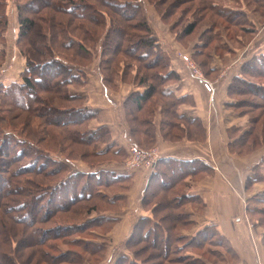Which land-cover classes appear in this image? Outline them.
I'll return each instance as SVG.
<instances>
[{
	"label": "rangeland",
	"instance_id": "1",
	"mask_svg": "<svg viewBox=\"0 0 264 264\" xmlns=\"http://www.w3.org/2000/svg\"><path fill=\"white\" fill-rule=\"evenodd\" d=\"M178 1L130 0L132 4H136L138 7L137 12L133 13L134 18L132 21L146 22L150 35L155 38L158 44L157 49L164 55L161 60L162 63L166 65L168 63L169 68L166 67V69L178 75L176 81L167 77L163 78V85L168 84L166 87L169 88V91L184 98L183 103L177 107V111L195 117L196 120L186 123L176 122L174 118L169 116L164 108L165 105L157 95L144 109L136 108L131 101H128L127 104L130 93L135 90L143 91L140 86H137V83H139L141 73L147 69V66L142 67L140 63L153 59V54L146 52L148 54L146 56L142 46H139L141 50L138 49L139 51L135 55L143 51L144 57L134 56L135 60H133V55L128 57L122 54L116 55V57H119V63L116 65L114 61L111 64L115 67L114 71L111 69L113 71H111L112 76L114 74L115 86H110V88L103 86L100 74L101 64L99 66L100 61L97 59V55V57H92L90 64L82 70L80 75L75 74L77 76L74 78L76 83H70L65 88L70 95L84 97L83 101L61 102V98L53 93L45 94L46 97L54 95L50 99L54 101V104L66 107V110H70L72 105L86 106L87 112L92 115L87 124L70 126H80L85 130L99 125L107 126L111 132L108 135L113 139L111 142L114 145L113 149H123L126 154V157L118 163L116 158L112 156L106 158L90 154L94 147L84 145L83 141H80L82 144L76 141L67 143L64 133L57 127L59 125L57 121H62L57 118L61 113L55 116L52 115L50 121V113L47 110L39 111L38 114H30L14 107L17 105L12 90L16 83L22 82L21 79L27 62L26 56L30 57L33 48L35 49L34 54H37L36 50L42 51L41 59H47L45 56L53 57L56 53L53 54L49 50V46H51L49 44L50 38L41 41L38 30L36 37L34 36L36 39L34 44L32 42L27 43L26 40L18 36V13L19 8H21L19 5L27 4L29 0H0V14L3 18V20L0 19V129L17 132L22 137L32 141L34 146L48 149L49 153L55 155L56 160L64 161L65 156L72 157L71 164L68 165L72 173L84 171L100 175L101 173L104 174V170L112 169L118 174L128 175V178L119 180L118 183H112L108 177H105V174L95 181L91 177H84L83 179L85 181L87 179L88 182L86 186H84V183H80L78 179L76 184L71 187L69 185L64 188L60 187L54 195H50V191L46 190L45 197L41 196L38 199L35 198V200L31 198L34 200L35 205H38V208L34 210V213L28 212V209L26 210L27 200L32 196L34 197L43 185L47 186L49 183L58 182L65 172L48 173L49 168L45 167H41V169H45L39 173L20 172L19 168L25 165L26 160H23L20 156L15 157L14 149L19 146V143L12 145V152L8 155L12 159L7 164L10 166L4 167V163L1 161L0 169L4 172L0 173V176L4 175V178L9 182L6 189L13 187L10 183L13 181V184L18 186V192L4 193L0 196V241L3 242L6 238L12 240L20 264H117L120 256L128 255L129 250L128 252L125 250L127 247L126 241L132 227L142 215L149 217L152 222H157L160 218L159 223L167 227V231L171 232L172 238L170 237V243L167 244V247L163 245L161 240L158 242L159 236L158 239L155 237L157 234L152 235L151 243L142 241L135 244L132 251H134L135 259L140 263L143 256L148 259L146 262L149 264H173L171 260H167L169 258L167 253L169 252L163 256V248L170 252L173 250L171 252L172 256H170L173 260L177 257V252H174L176 251L175 245L179 242L184 245L193 235L192 241L197 242V245L193 242L185 247L180 245L183 255H186L188 260L191 259L194 262L200 260L203 263L207 261L209 264L233 262V259L228 257V253L223 248L224 254L217 253V251H221V248L217 246L215 236L205 239V237L195 235L196 232L194 231L199 226L195 227L193 223L192 225L188 222V220L193 219L194 221H192L198 224L200 219L197 217L200 215H197V213L204 214L207 212V206L203 199L197 197L194 199L186 198L185 200L182 198L183 200H181L178 196V192H180V189L182 192L184 186L183 191L187 193L193 186L207 182L220 168H225L226 163L223 160L227 161V159L223 156L234 161L237 160L242 167L249 169L252 177L255 178V180H252L254 178L250 179V177H247V173L244 175L246 177L245 181L241 182L245 191H259L257 194L242 196L241 207L245 206L242 215H244L245 221H253L260 224L259 228L263 227L264 219L259 215L264 216V200H260L264 198V90L258 88L255 84L264 85V79L245 73L241 70V66L252 55L264 51V0H216L215 3L223 7L224 10L235 12L234 15L239 18V22L235 23L225 17L220 18L219 15L217 17L205 8L203 11H205L206 17L199 20L198 12L194 8L200 0ZM38 4L39 2L35 5ZM85 10L89 11L88 9ZM24 13L30 12L24 9ZM52 13L53 10L49 6L45 7L43 5L37 10H33L32 14L30 13V18L36 19V23L41 25L44 31L50 27L47 20H50ZM236 13H239V15ZM60 15L62 19L65 17L64 21L67 19L71 26L73 22L80 23L81 21L73 15H68V12L65 16H63L64 14ZM193 21L197 22L195 30L186 34L184 27ZM77 28L79 27L77 26ZM132 31L139 34L144 32L142 30ZM43 41L48 52H44ZM129 42L131 41L129 40ZM133 47H136V44ZM60 52L64 57L73 59L74 63L84 62L79 52L77 57L74 55L75 50L73 49H61ZM51 64L54 63L51 62ZM34 70L39 73L43 80L47 78H45V74L49 73V68L45 65L42 67L36 66ZM109 70L110 68L104 71L109 74ZM162 73L164 74V72ZM235 75H243L244 80H241V83L239 81L234 82L232 78ZM46 82L44 80L43 84H46ZM52 82L54 83L51 87L54 88L60 84L55 80H52ZM154 83L158 87L157 79H154ZM204 83H207L210 90L205 88ZM3 90L5 95L2 94ZM37 90L38 94L44 95L39 89ZM167 102H170V100L166 99ZM33 104L37 105L36 103ZM69 113H76L75 109L64 112L62 115ZM77 114L79 115V113ZM78 119H81V116ZM196 122H200L205 131L204 134L199 130L201 128L195 125ZM132 128L134 133L131 132ZM159 128L161 130L164 128L172 130L175 132L173 133L174 137H164ZM55 129H58L59 132H56ZM71 129L75 130L74 128ZM208 129H211L208 139L215 142V145L218 144V147L222 145L224 147L223 150L221 149L223 154L220 155L216 149L214 151L207 148L206 131ZM50 130L54 131L51 132ZM47 131H50V133ZM152 133L155 135L154 141L151 139ZM130 137H133V139L130 140ZM134 138L140 144L136 141L133 142ZM62 139L67 145L62 143ZM84 143L86 142L84 141ZM193 145L196 147H192ZM131 146L139 149L140 156L131 153ZM83 147H85L88 155L81 158L80 154L84 150ZM163 152L167 154L169 152H181L182 155L175 154V156L185 160L197 158L205 164L202 165L205 167L200 168V163L197 162L195 163L198 166L195 168L196 171L186 173L180 183L175 182L170 185L167 183L163 188L159 186V179H156L149 187L147 195H143L146 181L150 173L159 168L160 164L157 163L163 157ZM31 155L34 159L33 154ZM101 159L106 160L94 166L88 164L90 161H102ZM218 159L221 160V163L219 161L220 168L217 165ZM212 164L215 167L217 165L216 169L211 166ZM8 170L11 174L6 173L9 172ZM236 171L238 173L241 171L243 174L245 172L244 169H238L237 167ZM29 183L38 184V187H34ZM182 184L184 185L182 186ZM111 185L114 186L110 187ZM87 188L90 189L92 194L96 191H102L106 196L117 193L122 194L115 197L116 203L113 205L107 204L106 196H102L100 201L95 196L92 197L93 200L83 198L75 202L69 200L72 194L76 196L75 192L77 191L80 193H84L85 189L89 191ZM239 189H242V187ZM152 190L159 191L168 200L171 199L172 203H176L175 207L172 208V212L178 213L176 215L178 217L175 220L173 219V222L177 224L176 228L172 229L171 219L161 218L157 212L152 213L150 208L156 197L150 199L148 205L144 204L146 197L151 198L149 193ZM173 195H177L180 200H176V202ZM155 201H158V199L156 198ZM20 202H24L23 207L13 208V205ZM86 205L93 206L88 208L94 210L93 213L86 215ZM246 208H249V210ZM256 208L258 209L257 212H255ZM250 209H254V211L251 212ZM97 211L98 213H95ZM105 212L117 216V222H103L98 219L99 217L93 221H86L92 216L94 218L97 214ZM187 223L188 225L185 227ZM59 224L62 228L65 226L66 230L61 228L63 232L58 235L56 234L57 231L51 230V228ZM213 227L210 228L213 229ZM44 230H48V236L41 239ZM176 235H179L181 241L177 242L174 238ZM67 239L75 240V243H71ZM104 241L106 245H104ZM84 243L89 245L88 248L92 250L97 248V245H104V250L91 251L83 247ZM3 247L6 248V244ZM10 250H12L11 247ZM62 254L66 255V259L57 260ZM128 257L133 259L130 255ZM224 257L226 259H222ZM123 262L125 263V260Z\"/></svg>",
	"mask_w": 264,
	"mask_h": 264
},
{
	"label": "trees",
	"instance_id": "2",
	"mask_svg": "<svg viewBox=\"0 0 264 264\" xmlns=\"http://www.w3.org/2000/svg\"><path fill=\"white\" fill-rule=\"evenodd\" d=\"M180 1V0H179ZM178 1V2H179ZM37 2H39L38 5ZM216 0H200L199 4L194 8L196 12H198V19L202 20L206 17L205 11L203 9L205 8L206 10H210L215 14L217 17L218 15L220 18H226L229 21H234L239 22V18L235 16V12L233 10L226 11L221 7L219 4L215 3ZM49 6L51 10H53V13L50 17V20H47L48 23H50V27L47 28V30H42L41 25L36 23V19L30 18V13L32 14L33 10H37L43 5ZM25 5V7H24ZM24 5H19V13H18V23H19V30H18V36L20 38H23L24 40L27 41V43L32 42L33 44L36 42V33L37 30L39 31L41 35V41L46 38H50L49 44V50L52 51V53H56V55L53 57H47V59H41L40 57L42 55V51L36 50L37 54H34L35 49H32V52H30V57L26 56V67L25 71L23 72L22 75V82H18L15 84L13 90H12V95L15 98V104L17 108H20L24 110L27 113L30 114H38L39 111L42 110H47L49 111L51 117L49 120L51 121L52 117L55 115L60 114V116H57V118H60L59 120L62 121H57V127L61 129V131L64 133V136L66 138V142L70 141H76L77 143L82 144H87L88 146H93L94 148L92 149V155L100 156V157H115L117 162H121L124 157H126V154L123 149H113L114 145H112V137L110 135V130L108 129L107 126L105 125H99L94 128H85L80 127V126H70L74 124H80L83 126V124H87L89 118L92 117V115L89 114L86 110V106L80 105V106H71L70 110H66V107H63L61 105H56L54 104V101L50 99L54 95L57 97L61 98V102H69V101H74V100H80L83 101L84 97H79L77 95H70L67 91L66 86L70 83L75 84L76 81L74 78H76L77 75H80L82 73V70L86 69L87 66L90 64V61L92 57H97L98 55V60L100 71H101V82L103 86L109 87L110 86H115V79H114V74L112 76V72L114 71L115 67L111 66V64L116 62V65L119 63V57H116V55H124L125 57H128L130 55L132 56V59L135 60L134 56H137L138 58L144 57V52L153 54V59H149L148 61L141 62L140 66L146 65L147 69L141 73V79L139 83H137V86H140L143 91L135 90L132 93H130V96L127 98V104L128 101H131L134 103V106L138 109L140 108H145L146 105L151 102L154 98V96H158L160 100H162L163 104L165 105V110L171 116L176 120V122H191L192 120H196L195 117H190L186 113H179L177 111V107L183 103L184 98L181 96H176L173 94L171 91H169V88L166 87L168 84L163 85L162 79L163 78H168L170 80H178V75L175 74V72H171V70H167L169 68V65L165 63H162V59L164 55L160 53V51L157 49L158 44L155 41V38L150 35V30L146 24L145 21H137L133 20L134 14L137 12L138 7L136 4H132L130 0H29V3L24 4ZM79 6V8H78ZM31 8V9H30ZM33 8V9H32ZM192 8V7H191ZM24 9L29 11L30 13H24ZM85 9H88L91 12L86 11ZM81 10V11H80ZM80 11V13H79ZM85 11V12H84ZM66 12H68V15H73L75 18L81 19L80 23H72V26L69 24V21L65 17H61L60 14H64L65 16ZM134 13V14H133ZM239 15V13H236ZM0 19L3 20L0 14ZM88 21V22H84ZM90 22V23H89ZM199 23V22H198ZM4 23L2 24V26ZM197 22L193 21L192 23H188L186 27H184V32L186 34L192 33L195 28H196ZM77 26L79 28H77ZM137 28V29H135ZM49 30V31H48ZM132 30H142L144 31L142 34L133 32ZM146 32V33H145ZM122 41V42H120ZM118 40V41H117ZM129 40L131 42H129ZM128 41V42H127ZM126 44L124 45V43ZM130 43V44H129ZM132 44V45H131ZM136 47H133L135 46ZM44 45V52H48L46 50V45ZM99 46V47H97ZM139 46H142V50L138 55H135L137 51L141 50L139 49ZM65 49V50H70L73 49L75 50L74 55L77 57L78 52L80 53V57L84 59V62L82 63L81 61H78L79 63H74L73 59H68L67 57H64L60 50ZM139 49V50H138ZM154 49V50H153ZM153 50V52H152ZM155 51V52H154ZM146 53V56L148 55ZM65 54V53H64ZM34 58V59H32ZM113 58H116L115 60ZM34 60V61H31ZM53 62L54 64H51ZM81 62V63H80ZM50 64V65H49ZM163 64V65H162ZM45 65L47 68H49L47 74H45L44 80H46V84H43V79L40 77L39 73L34 70L36 66L42 67ZM155 66V67H154ZM159 66V67H157ZM110 68L108 71L109 75L107 72V69ZM257 68V69H256ZM113 69V71L111 70ZM105 70V71H104ZM214 70V69H212ZM241 70L244 71L245 73L250 74L251 76L255 77H261L264 79V51L252 55L250 59L247 60L246 63H244L241 66ZM112 71V72H111ZM166 71V72H165ZM164 72V74L162 73ZM48 76H50L48 78ZM56 76V77H54ZM243 75H235L233 76L232 79H234V82L244 80ZM154 79H157L158 82V87L154 83ZM52 80H55L57 83H60L57 87H51L54 82ZM50 81V82H49ZM242 82V81H241ZM240 82V83H241ZM170 85V84H169ZM258 88H261L264 90V85L260 84H255ZM41 91V93H44L43 96L38 94V90ZM236 89V88H234ZM3 95L4 90L2 91ZM53 93L54 95H48L46 97L45 94L47 93ZM50 93V94H51ZM166 99H169L170 102L166 103ZM33 100V101H32ZM32 101V102H31ZM36 103L37 105L35 106ZM132 103V104H133ZM78 107V108H77ZM72 109H75L76 113H69L66 115H62L64 112H69ZM80 109V110H77ZM79 113V115L77 114ZM88 113V116H87ZM53 115V116H52ZM66 118L65 120H63ZM198 126L200 131L205 133L202 125L200 122H196L195 124ZM76 127H80L79 129H75ZM89 127V126H88ZM74 128L75 130L71 129ZM56 130V129H55ZM162 135L165 137H174L172 130L169 129H160ZM51 131V130H50ZM50 131H47L50 133ZM52 130L51 132H53ZM58 129L56 130V132ZM59 132V131H58ZM132 133H134L133 128L131 130ZM109 133V135H108ZM2 134V135H1ZM248 134V133H246ZM244 134V135H246ZM51 135V134H50ZM243 137L245 138V136ZM133 136V135H132ZM134 137V136H133ZM133 137H130L129 139L132 140ZM151 139L154 141L155 135L154 133L151 134ZM84 141L86 143H84ZM136 143H139L138 140L134 138V141ZM12 142V143H10ZM62 139V143H66ZM89 142V144H88ZM19 143V146L14 149L15 151V157H21L25 161V165L21 166L19 169L21 170L20 172L22 173H39L40 171L44 170L45 168H49L48 173H59V172H65L62 176V178L53 184L47 185V186H42L41 190L38 193H35L34 197H30L27 200V208L28 212L34 213V210L38 208V205H35V198L38 199L41 196H44V193L46 190L50 191V195H54L57 190H59L60 187H66L69 185L71 187L72 185L76 184V182L79 179V182L84 183V186L87 185V179L86 181L83 179L84 177H91L94 181L97 179H100L102 175L105 174V177H108L112 183H118L117 181L123 180L128 178L127 174H118V172L112 170V169H107L104 170V174L101 173L100 175H96L94 173H89V172H84V171H79L72 173L68 165L71 164L72 157L70 156H65L63 158L64 161H59L56 160L55 155L49 153L50 151L48 149H41L39 147H36L32 144V141H30L27 138L22 137L20 134L17 132H12V131H5V129H0V162L4 163V167H9L10 160L12 159L10 156V152H12V147L16 144ZM67 143L65 145H67ZM105 144V145H103ZM5 145V146H4ZM13 145V146H12ZM25 145V147H24ZM4 146V147H3ZM139 146V145H137ZM68 149V148H67ZM83 151L80 154L81 158L84 156H87L88 153L83 147ZM34 159L32 158V155ZM98 157V158H100ZM74 159V158H73ZM102 161H90L88 164L91 166L96 165L99 162H103L105 160L101 159ZM111 161V160H108ZM199 162L200 163V168H204L205 165L204 163L200 162L197 158L194 159H180L175 156H168V157H162L158 160L157 164L159 165V168L157 170L152 171L146 181V185L144 188V193L143 195H147L149 191V187L151 184L156 180L159 179L158 183L161 188L165 186V184H171V183H180L182 181V178L186 176V173H192L197 168L198 166L195 164ZM95 163V164H93ZM41 167H45L41 169ZM36 168V169H35ZM9 172H6L8 174H11L10 170ZM4 172L3 170L0 169V173ZM118 174V175H116ZM49 175V174H47ZM174 179V181H172ZM115 181V182H114ZM250 181V180H249ZM13 187H9L6 189V186L9 184L8 180L4 178V175L0 176V196L4 193H17L18 192V186L13 184V181L10 182ZM157 183V184H158ZM30 185L34 187H38V184L35 183H29ZM130 184V183H129ZM168 185V186H169ZM184 184H182L183 186ZM114 185H111L110 187H113ZM117 186V185H116ZM166 186V187H168ZM5 187V188H4ZM185 187V186H184ZM183 187V189H184ZM123 188V186H121ZM159 188V189H161ZM165 188V187H164ZM89 191H84V193H80L79 191L75 192V195H71L69 198L70 201L75 202L76 200L80 199H91L93 200V196L98 198V201L102 199V196H106L102 191H96L94 194L90 192V189L87 188ZM178 192V196L181 198V200L187 199H194L197 197L189 196L185 191ZM122 194V193H120ZM120 194H112V196H106L107 198V204L113 205L116 203L115 197L120 196ZM159 191L152 190L150 191L149 195L151 198H145L144 199V204L148 205V201L152 198H157L158 201H155L154 199V204L151 206L152 213L154 214L157 212L158 216L161 218L165 217L168 218L169 220L171 219V227L176 228L177 224L173 222V219L175 220L178 216L177 214L172 212V208L175 207V202L172 203L171 199L168 200L166 196L161 195ZM177 195H173V199L176 201L180 200ZM144 197V196H143ZM31 198H34L31 199ZM183 198V199H182ZM172 199V200H173ZM264 200V198L260 199ZM38 201V200H37ZM96 201V200H95ZM143 201V199H142ZM176 201V202H177ZM191 201V200H190ZM171 202V203H170ZM89 203V202H88ZM24 202H20L16 205H13V208H21L23 207ZM90 206V207H89ZM85 206L87 208L86 215L93 213L94 210H89L88 208H92V205ZM89 210V211H88ZM254 211V210H253ZM162 212V213H161ZM252 212V210H251ZM95 213H98L95 212ZM93 217V216H92ZM88 218L86 221H93L97 217L101 221H109V223H115L117 222V216L111 215L110 212H105L103 214H97V216H94V218ZM159 220L156 222H152V220L149 217H144L143 215L140 216L139 221L132 227L131 232L129 234V237L126 241V249L128 255L132 256L133 259H130L128 255H122L118 258V263L117 264H149L146 262V258H144L142 255V262L140 263L135 259L134 249L135 244L146 241L151 243L150 241L153 238V234L161 242L165 247H167V244L170 243V239L172 238L171 232L167 231V227L165 225H162ZM152 222V223H151ZM190 224H194L192 220H188ZM86 223V222H84ZM158 224V226H157ZM192 224V225H193ZM187 224H185L186 227ZM69 226V225H68ZM78 227V226H76ZM209 225L203 226L201 229H199L195 235L205 237V239L208 238H213L215 236V242H217V239L220 238L219 234L216 232L215 227L211 229ZM60 224L52 227L51 230L57 231L56 234H61L63 232L61 230ZM62 229L66 230V227L64 226ZM48 230H44L43 232V237L41 239H45L48 236ZM34 233V232H33ZM194 236V235H193ZM192 236V237H193ZM171 237V238H170ZM190 237L188 241L182 245L179 241V235H176L174 238H176L177 243L176 246V251L177 252V257L175 259H171L170 256H172L171 252L167 249L163 248V256L166 255L167 253L169 255V258L167 260H171L173 264H206L203 263V261L200 260H195L191 261V259L188 260L186 255H183L182 249L180 245L183 247L187 246L189 243L193 242V244L197 245V242L192 241L193 238ZM10 238V237H9ZM10 240V241H9ZM7 240L4 239L3 243L0 241V264H20L19 260L17 259L18 257L16 256V251L14 243H12V240L9 239ZM106 240V239H105ZM42 241V240H40ZM39 241V242H40ZM67 241L71 243H75V240L67 239ZM12 243V245H11ZM105 243V241H104ZM6 244V248L3 247V245ZM106 245V243L104 244ZM104 245H97V248H94L93 250H100L103 251ZM13 246V247H12ZM89 245H86L84 243L83 247L88 248ZM180 246V247H179ZM10 247L12 250H10ZM178 249V250H177ZM185 249V248H184ZM93 251L92 249H90ZM95 251V252H96ZM132 254H129V253ZM180 253V254H178ZM62 254L60 257L57 258L60 259H66V255ZM153 255V254H152ZM50 260V259H49ZM53 260V259H52ZM125 260V263L123 262ZM51 262V261H50ZM58 262V261H56ZM139 262V263H138ZM52 263V262H51Z\"/></svg>",
	"mask_w": 264,
	"mask_h": 264
},
{
	"label": "crops",
	"instance_id": "3",
	"mask_svg": "<svg viewBox=\"0 0 264 264\" xmlns=\"http://www.w3.org/2000/svg\"><path fill=\"white\" fill-rule=\"evenodd\" d=\"M210 130L206 131L207 148L216 149L221 155L223 154L221 149L223 150L224 147L222 145L218 147V144L215 145V142L208 139ZM163 154V157L175 156V154L182 155L181 152H169L168 154L163 152ZM223 157L227 159V161L223 160L226 163L225 168L221 169L219 167L221 160L218 159L217 165L221 171L217 170L207 182L201 185L197 184V186H193L187 192L189 196L203 199L207 206V212L204 214L197 213V215H200L197 217L200 220H198V224L194 222V225L195 227L199 226V228L197 227L194 232H197V230L205 225L214 226L216 232L221 236L216 242L217 246L221 248V251H217V253L224 254L223 248L228 253V257L233 259V262L228 264H264V225L262 228H259L260 224L253 221H245L244 215H242L245 206L241 207L242 196L257 194L259 192H247L241 185V182L245 181L246 177L244 175L247 173V177H250V179L254 177H252L249 169L242 167L237 160L234 161L233 159H228L226 156ZM211 166L216 169L214 164ZM236 167L244 169V174L241 171L238 173ZM252 180H255V178ZM240 187L242 189H239ZM246 209L249 210V208ZM257 211L258 209L256 208L255 212ZM259 217L264 219L262 214ZM222 259H226V257ZM206 264H209V262L207 263L206 261Z\"/></svg>",
	"mask_w": 264,
	"mask_h": 264
},
{
	"label": "built area",
	"instance_id": "4",
	"mask_svg": "<svg viewBox=\"0 0 264 264\" xmlns=\"http://www.w3.org/2000/svg\"><path fill=\"white\" fill-rule=\"evenodd\" d=\"M204 86L207 90H210L209 86L207 85V83H204ZM131 153L135 156H140V151L139 149H137V147L135 146H131Z\"/></svg>",
	"mask_w": 264,
	"mask_h": 264
}]
</instances>
